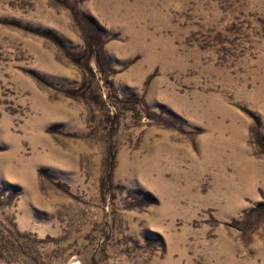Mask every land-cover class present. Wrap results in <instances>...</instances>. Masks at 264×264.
Instances as JSON below:
<instances>
[{
  "label": "rangeland",
  "instance_id": "1",
  "mask_svg": "<svg viewBox=\"0 0 264 264\" xmlns=\"http://www.w3.org/2000/svg\"><path fill=\"white\" fill-rule=\"evenodd\" d=\"M0 264H264V0H0Z\"/></svg>",
  "mask_w": 264,
  "mask_h": 264
}]
</instances>
